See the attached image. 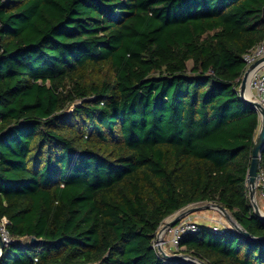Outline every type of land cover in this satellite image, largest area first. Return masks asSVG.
I'll use <instances>...</instances> for the list:
<instances>
[{
    "label": "trees",
    "instance_id": "obj_1",
    "mask_svg": "<svg viewBox=\"0 0 264 264\" xmlns=\"http://www.w3.org/2000/svg\"><path fill=\"white\" fill-rule=\"evenodd\" d=\"M263 40L264 0H0V217L29 239L0 264H198L152 241L202 201L264 237L260 120L238 94ZM174 252L264 264V240L203 225Z\"/></svg>",
    "mask_w": 264,
    "mask_h": 264
},
{
    "label": "built area",
    "instance_id": "obj_2",
    "mask_svg": "<svg viewBox=\"0 0 264 264\" xmlns=\"http://www.w3.org/2000/svg\"><path fill=\"white\" fill-rule=\"evenodd\" d=\"M263 57L264 40L243 54L242 59L245 63L244 71L251 63ZM247 90L249 92V97L256 100L264 107V60L259 62L252 70H250L247 78ZM255 197L260 199L262 209H259L262 215H264V170L258 169L255 180ZM9 225L10 221L6 216L0 217V241L4 244L5 248L16 242L29 240L28 238L17 239L12 237L8 229ZM201 227L202 225L198 222L181 219L175 225L167 227L161 237H159L158 233L152 241V247L160 256H162L161 251L166 246V243L173 247L174 251H176L178 250L179 241L184 235L197 233ZM210 229L215 233H223L228 230H232L231 228H225L223 225H219L218 223H214ZM166 233L168 235L167 239L164 238ZM174 253L176 254V252Z\"/></svg>",
    "mask_w": 264,
    "mask_h": 264
},
{
    "label": "water",
    "instance_id": "obj_3",
    "mask_svg": "<svg viewBox=\"0 0 264 264\" xmlns=\"http://www.w3.org/2000/svg\"><path fill=\"white\" fill-rule=\"evenodd\" d=\"M262 60H264V57L251 63L242 73L240 82H239L238 94H239V98L242 101H244L245 103L251 105L252 107L256 109L258 116H259V120H260L259 128H258L257 134L254 139L253 147L251 149L250 162H249V166H248L247 174H246V185L248 189V198H249L254 214L264 220V215H262V213L260 212V209L255 200V180H256V175L258 172L259 154H260L262 145L264 143V107L260 103H258L256 100L251 99L249 95L247 94L248 74L250 70H252ZM211 206L220 210L226 216V218L228 219L232 227L235 229V231L238 232L240 235L245 236L251 240H259V241L264 240V237L256 238V237H253L250 233H248L241 225L237 223V221L232 217V215L230 216L227 214L226 212L227 209L221 206L220 204L212 203ZM196 208L197 207L191 206V207H187L186 209H183L182 211L178 210L175 213L171 214L168 221L162 223V225L158 227L155 233V236H157V234L162 229H166L169 226L175 225L177 222H179V220L183 216L187 215L188 213L193 212L194 210H196ZM40 243H42L41 239H37L35 237L30 238L31 245H36ZM4 249H5L4 244L0 241V263H1L2 256H3ZM161 254L167 260H190L198 264H205L204 262L194 259L193 257L187 254H182V253L167 254L163 251H161Z\"/></svg>",
    "mask_w": 264,
    "mask_h": 264
},
{
    "label": "rangeland",
    "instance_id": "obj_4",
    "mask_svg": "<svg viewBox=\"0 0 264 264\" xmlns=\"http://www.w3.org/2000/svg\"><path fill=\"white\" fill-rule=\"evenodd\" d=\"M188 67H190V63H188ZM75 104L70 106V110L73 108ZM255 200L257 201V204L259 206L260 209H262L261 207V201L260 199L255 197ZM214 202L211 201H202V202H197V203H193V204H189L183 208H181L179 211H182L183 209H186L187 207H197L196 210H194L191 213H188L187 215L183 216L181 219H186V220H196V221H201L202 225L211 228V226L214 223H218L219 225H223L225 228L228 229H232L235 231V229L232 227V225L229 223L228 219L226 218V216L217 208L212 207L211 204ZM227 214L231 216V213L226 210ZM170 216L166 217L162 223L168 221ZM190 217V218H189ZM180 219V220H181ZM161 223V225H162ZM167 233L164 236V238L167 239ZM163 252L167 253V254H172L174 253V249L173 247H171L169 244L166 243V246L162 249Z\"/></svg>",
    "mask_w": 264,
    "mask_h": 264
},
{
    "label": "bare ground",
    "instance_id": "obj_5",
    "mask_svg": "<svg viewBox=\"0 0 264 264\" xmlns=\"http://www.w3.org/2000/svg\"><path fill=\"white\" fill-rule=\"evenodd\" d=\"M247 94L249 95V92L247 90ZM165 229H162L160 232H159V237H161L163 235V232H164Z\"/></svg>",
    "mask_w": 264,
    "mask_h": 264
},
{
    "label": "crops",
    "instance_id": "obj_6",
    "mask_svg": "<svg viewBox=\"0 0 264 264\" xmlns=\"http://www.w3.org/2000/svg\"><path fill=\"white\" fill-rule=\"evenodd\" d=\"M190 218V217H189ZM193 221H195V222H198L199 224H201L202 225V223H201V221H196V220H193ZM204 226V225H203Z\"/></svg>",
    "mask_w": 264,
    "mask_h": 264
}]
</instances>
